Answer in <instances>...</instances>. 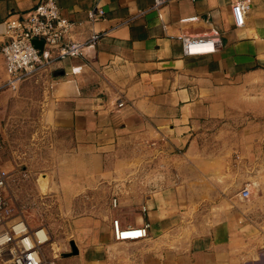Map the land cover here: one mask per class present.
<instances>
[{
    "label": "crops",
    "instance_id": "crops-1",
    "mask_svg": "<svg viewBox=\"0 0 264 264\" xmlns=\"http://www.w3.org/2000/svg\"><path fill=\"white\" fill-rule=\"evenodd\" d=\"M43 1L0 0V85L7 80L1 53L8 40L5 22L29 16ZM56 1L82 39L89 35L90 12L103 9L93 22L103 36L84 55L62 59L50 69L44 124L65 131L74 149L89 155L97 178L112 171L105 160L121 137L137 139L148 150V144L160 141L184 148L182 157L174 158L177 177L155 182L141 200V215L76 218L72 240L79 253L64 258L76 264H264V250L245 249L243 215L231 209L235 199L210 197L207 214L190 215L194 200L185 190L194 182L193 163L205 162L209 175L217 174L199 147L205 125L224 117L228 93L264 67V0H251L241 28L232 15L238 0H166L160 11L155 0ZM190 17L198 19L185 20ZM214 31L222 41L215 53H184L183 34ZM220 204L230 209L221 211ZM113 219L123 226L149 223L148 235L117 241Z\"/></svg>",
    "mask_w": 264,
    "mask_h": 264
},
{
    "label": "rangeland",
    "instance_id": "rangeland-1",
    "mask_svg": "<svg viewBox=\"0 0 264 264\" xmlns=\"http://www.w3.org/2000/svg\"><path fill=\"white\" fill-rule=\"evenodd\" d=\"M48 73L26 80L17 91L0 85V171L7 173L0 231L21 217L33 228L46 226L52 237L44 248L47 257L56 264H76L63 257L71 251L74 220L141 215V200L155 189V182L177 177L174 158L182 157L184 148L160 141L148 144V150L137 139L121 137L105 160L112 167L109 176L92 177L89 155L76 151L65 131L44 124ZM198 142L204 161H213L217 174L211 177L205 162L193 163L194 182L185 188L194 200L190 215L207 214L210 197L218 196L219 202L235 199L231 209L243 215L245 249L264 250V67L228 93L224 117L205 125ZM246 186L251 194L242 198ZM219 206L221 211L230 209L228 204ZM0 264L13 263L4 253Z\"/></svg>",
    "mask_w": 264,
    "mask_h": 264
},
{
    "label": "built area",
    "instance_id": "built-area-1",
    "mask_svg": "<svg viewBox=\"0 0 264 264\" xmlns=\"http://www.w3.org/2000/svg\"><path fill=\"white\" fill-rule=\"evenodd\" d=\"M165 2L166 0H155L154 6L160 11L159 7ZM250 9L251 0H238L232 5L235 27L245 26ZM104 14L105 11L101 8L90 12L91 26L85 39L76 32L77 24L62 15L56 0H44L27 17L9 18L5 22L8 40L1 51L7 72L4 86L17 91L23 82L49 72L62 59L84 55L86 49L96 45L103 36L101 32L94 30L93 22ZM197 19L198 17H190L185 20ZM181 38L184 53L189 56L213 54L222 46L217 31L204 35L183 34ZM35 39L43 41L42 48L34 44ZM123 105L124 101L119 97L118 106ZM6 183L7 173L0 171V210L7 206L2 196ZM240 194L242 198H247L251 191L246 186ZM114 202L117 203V199ZM143 211H146L145 207ZM149 227V223L123 226L119 219H113V233L117 241L142 240L147 237ZM51 238L48 227L33 228L21 217L0 231V256L7 253L13 264H55L44 252Z\"/></svg>",
    "mask_w": 264,
    "mask_h": 264
},
{
    "label": "water",
    "instance_id": "water-1",
    "mask_svg": "<svg viewBox=\"0 0 264 264\" xmlns=\"http://www.w3.org/2000/svg\"><path fill=\"white\" fill-rule=\"evenodd\" d=\"M33 42L36 46H39L40 48L43 47V41H39V40L35 39ZM70 246H71V251L67 252V253H63V257H68V256L76 255L79 253V249H78L76 242L74 240L70 241Z\"/></svg>",
    "mask_w": 264,
    "mask_h": 264
}]
</instances>
